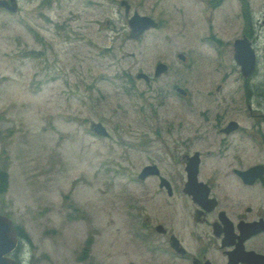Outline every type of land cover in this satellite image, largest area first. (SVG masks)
I'll return each instance as SVG.
<instances>
[{"label": "rangeland", "instance_id": "rangeland-1", "mask_svg": "<svg viewBox=\"0 0 264 264\" xmlns=\"http://www.w3.org/2000/svg\"><path fill=\"white\" fill-rule=\"evenodd\" d=\"M121 1L52 0L0 17V213L28 237L11 255L19 264H188L158 249L155 227L176 218L174 207L156 177L139 179L147 166L181 171L170 117L182 107L170 99L147 119L136 75L157 51L129 37ZM126 1L141 13L142 0ZM160 1L174 29L202 0ZM248 3L264 12V0ZM236 6L226 0L220 18ZM189 73L205 109L220 74L205 62ZM98 124L108 136L94 133Z\"/></svg>", "mask_w": 264, "mask_h": 264}, {"label": "flooded vegetation", "instance_id": "flooded-vegetation-1", "mask_svg": "<svg viewBox=\"0 0 264 264\" xmlns=\"http://www.w3.org/2000/svg\"><path fill=\"white\" fill-rule=\"evenodd\" d=\"M51 1L0 0V17L35 4L41 10ZM225 2L194 4L200 9H190L191 19L176 21L174 29L160 0L150 6L142 0L141 13L126 0L120 6L129 37L141 40L145 51H157L153 66L136 75L147 119L159 120L170 99L182 107L170 117L182 149L181 171L149 176L158 179L176 215L156 225L158 249L188 264H264V12L237 0L235 14L228 17L226 10L220 18ZM136 14L153 22L138 38L129 24ZM197 52L212 56L201 59ZM202 62L213 63L220 74L205 95V109L187 87L188 72ZM190 178L196 181L186 193Z\"/></svg>", "mask_w": 264, "mask_h": 264}, {"label": "water", "instance_id": "water-1", "mask_svg": "<svg viewBox=\"0 0 264 264\" xmlns=\"http://www.w3.org/2000/svg\"><path fill=\"white\" fill-rule=\"evenodd\" d=\"M129 8V6H127ZM147 22L150 24L147 25ZM129 24L133 30L132 36L134 38H138L145 28H149L153 26V22L148 18H142L136 14L131 20H129ZM147 25V26H146ZM163 70V65L160 66L159 71ZM94 133L99 136H108V132L102 124H98L93 127ZM159 175V169L157 166H147L143 169L141 174L139 175L140 180H146L149 176ZM196 181V179H189L187 184V188L185 192H190L189 189L192 185V182ZM2 186V180L0 177V189ZM161 227H158L160 229ZM20 237L18 228L13 222L11 218L5 216L0 213V264H18V262L11 257L12 254L19 247Z\"/></svg>", "mask_w": 264, "mask_h": 264}, {"label": "trees", "instance_id": "trees-1", "mask_svg": "<svg viewBox=\"0 0 264 264\" xmlns=\"http://www.w3.org/2000/svg\"><path fill=\"white\" fill-rule=\"evenodd\" d=\"M0 176L2 178V186H1V189H0V194H4L7 189H8V177L6 174H1L0 173ZM18 232H19V236H20V239H27L28 237L25 235V232L20 228L18 227ZM91 241H88L87 242V245H86V250H85V253L87 254L90 250V245H91ZM19 260L18 259V263H19Z\"/></svg>", "mask_w": 264, "mask_h": 264}]
</instances>
